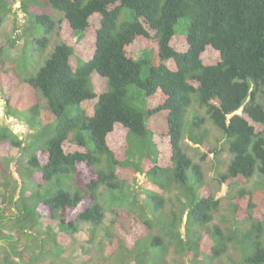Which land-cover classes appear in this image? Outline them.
Masks as SVG:
<instances>
[{
	"label": "trees",
	"instance_id": "trees-1",
	"mask_svg": "<svg viewBox=\"0 0 264 264\" xmlns=\"http://www.w3.org/2000/svg\"><path fill=\"white\" fill-rule=\"evenodd\" d=\"M44 1L58 21L40 0L20 3L21 81L0 70L6 118L30 129L25 144L0 125V144L20 155L0 164V264L58 258L76 244L79 223L92 237L103 232L114 251L86 264H264V108L256 101L264 0ZM8 5L0 0V25ZM52 33L61 42L35 66V46L46 48ZM75 35L87 36L91 52L76 50ZM15 42L0 46V58ZM195 102L225 138L229 159L215 178L236 188L229 227L208 226L222 199L202 186L199 163L182 148L183 140L204 145ZM106 207L116 239L104 227ZM168 251L181 262L169 263Z\"/></svg>",
	"mask_w": 264,
	"mask_h": 264
},
{
	"label": "rangeland",
	"instance_id": "rangeland-1",
	"mask_svg": "<svg viewBox=\"0 0 264 264\" xmlns=\"http://www.w3.org/2000/svg\"><path fill=\"white\" fill-rule=\"evenodd\" d=\"M9 2L8 8L11 10L9 14H6L4 16L3 21L0 25V46H9V40L12 38L16 39V42L14 46L11 48H5L8 50L7 54L4 53L0 58V70L2 71H13L15 75V79L17 81H21L22 79V73L19 70V63H18V55L21 53L22 46L24 43V34L22 32V24L23 17L21 13V1L22 0H7ZM42 3H44V10L49 13L52 18L57 21L60 18V15H58L55 12H52L51 9L47 4H45L46 1L40 0ZM16 17V19H15ZM180 25H183V20L179 22V25L176 26V31L180 32L181 30H177ZM26 29V28H23ZM21 30V31H20ZM185 31V28L182 32ZM19 38V39H18ZM69 38V37H68ZM75 42V48L76 50L83 52L85 54H88L91 52V44L89 40H87V36H84L81 40L80 38L75 35L73 37H70ZM49 42L46 45V48H38L35 46L36 49L31 54V57L34 60L35 66L38 64H42L44 60L48 57V55L51 53L53 48L61 42L60 36L52 33L49 40ZM39 69V68H38ZM35 74V72H34ZM257 103L261 105L264 108V86L260 88V93L257 95ZM192 111H194V115L200 116L202 118H205L203 123V128L201 130H204L206 132L203 146H192L188 141L183 140L182 141V148L185 153H187L188 156L195 162L199 163L200 169H201V181L202 186L206 187L213 197L221 198V208L220 210L214 215L213 221L208 224V226H214L215 224H218L221 228L229 227V220H231V212L229 211V202L230 197L234 194L235 187L228 191V188L224 185H219L217 183V180L215 178V174L218 172H223L226 168V165L228 163V155L225 151V138L222 136V134L212 126L211 122L207 119L206 111L204 108L200 107L197 102L193 104ZM6 107L5 102L0 96V124L1 125H8L10 129L18 135V137L22 140H25V142L29 139L30 131L27 129L26 125L21 124L20 120L16 118H12L8 120L6 118ZM11 112L15 113V109L11 108ZM190 110L188 111V113ZM192 114L187 115V119H191ZM185 120V126L187 125ZM8 121H10L8 123ZM29 135V136H28ZM27 136V137H26ZM216 149V150H215ZM216 151L220 152L219 155L216 154ZM11 157H17V149L13 148L8 142H4L0 144V164L3 163L4 158L6 156ZM204 156V158L202 157ZM219 162V163H218ZM21 169V167H20ZM137 177V184L136 187L137 191L141 196H144V192L142 191L143 188H141L146 180L143 175L136 174ZM197 178L199 179L198 175ZM24 185H26V180L23 179ZM71 184V183H70ZM76 185L79 188H82V181L81 179L76 180ZM72 186V184H71ZM73 187V186H72ZM140 187V188H139ZM248 188L252 189L251 184L247 185ZM31 191L33 190V187H28ZM254 191V190H253ZM36 193V192H35ZM264 202V201H263ZM169 207H166V210L169 211ZM105 220H104V227L109 231L113 237L116 239V233L112 226L110 225V221L113 219L112 211H110L107 207L105 208ZM5 215H11L13 214L12 209L5 210ZM229 222V223H228ZM44 223H42V226L44 227ZM51 228L56 229L57 223L53 220H49L47 223ZM90 226L86 223H79L78 224V232L75 234L76 244L73 248L65 249L63 253L58 257H47L42 260L39 264H86L88 261L87 259L97 260L101 257H108V255L113 254L114 251L110 252V248L108 244L104 241V233L100 230L96 232V236L92 237V231L90 230ZM122 238H120L119 242L120 245H124L122 242ZM127 242V240H124ZM229 246H232V243H229ZM84 249L87 254L86 257L83 255V252L81 251ZM115 250V248H114ZM237 253L238 251L230 248L229 256L231 259L236 260L237 259ZM116 255V254H115ZM166 260L169 263L172 262H181V257L177 254H175L172 251H168L167 254H165ZM184 261V260H182ZM214 264H228V262L223 261L221 258L214 260Z\"/></svg>",
	"mask_w": 264,
	"mask_h": 264
},
{
	"label": "clouds",
	"instance_id": "clouds-1",
	"mask_svg": "<svg viewBox=\"0 0 264 264\" xmlns=\"http://www.w3.org/2000/svg\"><path fill=\"white\" fill-rule=\"evenodd\" d=\"M51 11H52V10H51ZM52 12H54V11H52ZM55 13H57V12H55ZM57 14L60 15L59 13H57ZM60 18H61V15H60ZM60 18H59V19H60ZM59 19H58V20H59ZM58 20H57V21H58ZM54 21H55V20H54ZM77 36L80 37V35H77ZM192 107H193V105H192ZM204 109H205V108H204ZM205 111H206V110H205ZM188 114H190V113H186L185 120H186ZM206 116H207V114H206ZM16 119H17V118H16ZM191 119H192V118H191ZM191 119H187L186 122H187V121H190ZM207 119H208V118H207ZM18 120H20V119H18ZM9 122H10V121H8V123H9ZM20 122H21V124L23 123V125H26V123H25L24 121L20 120ZM0 125H1V124H0ZM5 126L9 127L8 125H5ZM212 126H213V125H212ZM26 127H27V129L30 131V129H29V127H28L27 125H26ZM213 127H214V126H213ZM9 128H10V127H9ZM195 131H197V129H196ZM26 137H27V136H26ZM21 140H22V139H21ZM24 141H25V140H24ZM28 141H29V139L25 142V144H26ZM18 156H20V155L17 154V157H18ZM216 199H218V198H216Z\"/></svg>",
	"mask_w": 264,
	"mask_h": 264
},
{
	"label": "water",
	"instance_id": "water-1",
	"mask_svg": "<svg viewBox=\"0 0 264 264\" xmlns=\"http://www.w3.org/2000/svg\"><path fill=\"white\" fill-rule=\"evenodd\" d=\"M23 124V123H22Z\"/></svg>",
	"mask_w": 264,
	"mask_h": 264
}]
</instances>
